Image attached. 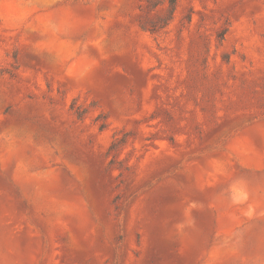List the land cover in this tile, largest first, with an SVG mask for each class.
Listing matches in <instances>:
<instances>
[{"label": "rangeland", "instance_id": "374dc122", "mask_svg": "<svg viewBox=\"0 0 264 264\" xmlns=\"http://www.w3.org/2000/svg\"><path fill=\"white\" fill-rule=\"evenodd\" d=\"M0 264H264V0H0Z\"/></svg>", "mask_w": 264, "mask_h": 264}]
</instances>
